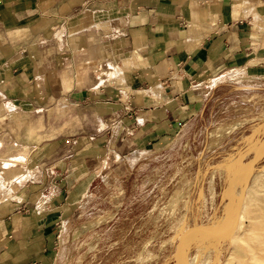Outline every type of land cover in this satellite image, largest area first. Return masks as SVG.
<instances>
[{
	"label": "crops",
	"instance_id": "obj_1",
	"mask_svg": "<svg viewBox=\"0 0 264 264\" xmlns=\"http://www.w3.org/2000/svg\"><path fill=\"white\" fill-rule=\"evenodd\" d=\"M113 26H120L117 35L110 34ZM99 76L108 79L101 84ZM160 85V95L147 94ZM232 87L247 91V100L264 91V0H0V128L20 110L31 116L28 123L54 126L29 152L9 157L0 150V173L7 177L1 187L14 179L15 159L38 157L24 175L33 178L40 169L42 179L28 186L70 189L53 210L27 204L0 210V264L58 261L62 208L74 204L71 190L87 183L91 170L75 167L73 184L47 179L67 171L60 168L70 164L74 147L66 144L85 137L88 120L99 124L126 104L134 110L127 126L153 131L147 139L158 138L159 129L178 132L208 108L215 112L212 127L228 125L232 120L220 114ZM51 109L59 116L52 118ZM99 145L77 146L85 163Z\"/></svg>",
	"mask_w": 264,
	"mask_h": 264
},
{
	"label": "rangeland",
	"instance_id": "obj_2",
	"mask_svg": "<svg viewBox=\"0 0 264 264\" xmlns=\"http://www.w3.org/2000/svg\"><path fill=\"white\" fill-rule=\"evenodd\" d=\"M113 28L115 33L110 34L117 35L120 26ZM106 62L99 58V68H106ZM229 74L230 78H235V71ZM107 77L99 76L98 79H104L101 83L104 84ZM114 78L122 80V76ZM152 88H148V95L158 96L163 91L162 85L153 91ZM225 92L231 100L220 115L232 122L221 134H214L215 126L209 124L215 116L209 108L178 132L175 128L173 131L159 129L158 138L147 139L153 131L139 132L127 126L132 122L130 116L134 110L126 104L124 108L115 109L112 115L99 119V124L92 120L86 122L85 137L79 140L81 136L75 135L77 141L66 144L68 147L71 142L74 147L70 164L60 168L67 171L50 173L47 179L48 183L55 176L59 183L73 184L76 177L72 170L75 167L80 171L87 164L91 170L87 183L81 186L77 183L79 187L71 190L75 193L69 200H75L74 204L62 208L64 217L58 221L57 229L65 228V231L59 239L60 253L56 264L234 263L238 238L255 216H264V148L258 150L264 145V91L250 100L244 90L236 91L232 87ZM49 112L52 118L59 116V110ZM16 114L12 124L0 128V150L9 157L29 152L34 144L39 143L43 133L54 128L28 123L31 116L27 111L20 110ZM31 127H34V133L30 131ZM70 128L68 123L66 130ZM81 142L104 145L95 146L99 148L89 153L92 158L85 163L77 147ZM9 143L15 145L12 150L7 149ZM37 158L28 157L24 162L22 158L15 159L16 174L6 187H1V183L4 184L7 177L0 173V201L4 200L0 202L1 211L8 204L10 207L27 204L31 209L37 206L39 212L53 210L55 200L60 203V198L64 199L63 195L69 193L67 186L62 189L28 186L27 181L34 180L37 185L36 182L42 179V173L36 167L33 178L24 175L33 168ZM257 158L253 168L255 175L247 182L235 183L243 172V164ZM18 181L20 185L13 191L11 187ZM179 188L184 193L174 205L169 202L170 197ZM244 189V214H240L233 232L227 228L197 236L181 253L179 242L187 234L186 229L224 224L236 205L238 194L242 195ZM50 204L53 205L49 208ZM182 256H185L184 262Z\"/></svg>",
	"mask_w": 264,
	"mask_h": 264
},
{
	"label": "bare ground",
	"instance_id": "obj_3",
	"mask_svg": "<svg viewBox=\"0 0 264 264\" xmlns=\"http://www.w3.org/2000/svg\"><path fill=\"white\" fill-rule=\"evenodd\" d=\"M220 79L221 78L216 79L215 82L219 81ZM153 89L154 88H152V91H153ZM225 126L226 125H224V126H221V125L216 126L214 128L215 129L214 130V134L215 133L216 134L217 133L221 134L223 131H227L228 128H226ZM263 148H264V145L259 146L258 150H262ZM251 162L252 161L243 164V168H244L243 172L236 178L235 183L236 182H240V181L241 182L242 181L247 182V181H249L250 178H252L255 175V174H253L252 167L251 166H250V168L248 167ZM238 171H240V170H238ZM262 172H264V168L262 169ZM187 187H188V184H187ZM250 188H251V186H250ZM180 189L181 188H179L175 193L173 192V195L171 194L172 196L170 197V201H169L170 203H172V204L174 203V205H176V202L180 199L181 194L184 193V190H182V189L180 190ZM250 191H251V189H249V193H250ZM185 194H187V193H185ZM241 196H242L241 193L238 194L236 205H235L234 209L231 210L230 216L228 217L226 222H223L224 224L216 223L213 226L202 225V226H198V227L192 229L191 231H188V229H186L185 232L187 234L184 233L186 235H184V238H181V240L179 242V246L182 245L181 253H183L182 250L185 247H187L190 244V242L194 238H196L197 236H201V235L204 236V235H206L207 233H210V232H217L218 233V232H221V231H225L227 228H229L230 231L232 229L234 230V227L237 225V223H238V221L240 219V214L241 213L244 214V212H243L244 209L242 210V206H240ZM260 212H262V211H260ZM258 215H259V213H258ZM245 218H246V216H245ZM249 222H250V220H249ZM250 223L251 224L249 225V227L245 231L243 230L244 232L242 233V236L238 238L239 246L236 249V253H235L236 258H235V261H234L233 264H264V216H262V217L255 216L252 219V222H250ZM230 227H232V228L230 229ZM233 230H232V232H233ZM181 259H182L181 261L184 262L185 261V256H182Z\"/></svg>",
	"mask_w": 264,
	"mask_h": 264
},
{
	"label": "water",
	"instance_id": "obj_4",
	"mask_svg": "<svg viewBox=\"0 0 264 264\" xmlns=\"http://www.w3.org/2000/svg\"><path fill=\"white\" fill-rule=\"evenodd\" d=\"M258 160V158L257 159H255V160H252V162H251V167H252V170H253V168H254V165H255V163H256V161ZM245 195H246V189H244L243 190V192H242V196H241V200H240V206H242V203L244 202V198H245ZM239 206V207H240ZM191 229H188V231H190Z\"/></svg>",
	"mask_w": 264,
	"mask_h": 264
}]
</instances>
